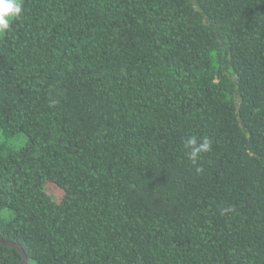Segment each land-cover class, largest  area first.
<instances>
[{"label":"trees","instance_id":"obj_1","mask_svg":"<svg viewBox=\"0 0 264 264\" xmlns=\"http://www.w3.org/2000/svg\"><path fill=\"white\" fill-rule=\"evenodd\" d=\"M0 130V264H264V0H23Z\"/></svg>","mask_w":264,"mask_h":264},{"label":"clouds","instance_id":"obj_2","mask_svg":"<svg viewBox=\"0 0 264 264\" xmlns=\"http://www.w3.org/2000/svg\"><path fill=\"white\" fill-rule=\"evenodd\" d=\"M23 14V0H0V39L10 31L15 20ZM212 140L209 137H187L184 141L186 154L193 165H198L203 154L212 151ZM197 171L201 169L197 166Z\"/></svg>","mask_w":264,"mask_h":264},{"label":"rangeland","instance_id":"obj_3","mask_svg":"<svg viewBox=\"0 0 264 264\" xmlns=\"http://www.w3.org/2000/svg\"><path fill=\"white\" fill-rule=\"evenodd\" d=\"M1 142H4L6 145V152L16 151L27 142V136L24 133H18L9 139H6L2 134V130H0V143ZM49 190L52 193L54 200L60 202L64 195V191L55 185H50ZM31 264H34V262H31Z\"/></svg>","mask_w":264,"mask_h":264},{"label":"water","instance_id":"obj_4","mask_svg":"<svg viewBox=\"0 0 264 264\" xmlns=\"http://www.w3.org/2000/svg\"><path fill=\"white\" fill-rule=\"evenodd\" d=\"M1 243H2L3 245H6V246H12V245H13V246L16 247V245L11 244V243H6V242H3V241H1ZM17 248L20 250V252H21L22 255H23V262H22L21 264H27V262H28V258H27V256H26L24 250H23L21 247H17Z\"/></svg>","mask_w":264,"mask_h":264}]
</instances>
